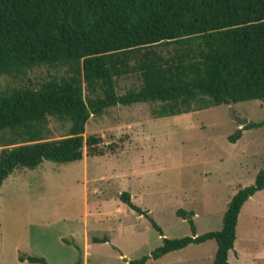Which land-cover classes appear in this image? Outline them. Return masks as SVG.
Returning <instances> with one entry per match:
<instances>
[{"label":"trees","instance_id":"obj_1","mask_svg":"<svg viewBox=\"0 0 264 264\" xmlns=\"http://www.w3.org/2000/svg\"><path fill=\"white\" fill-rule=\"evenodd\" d=\"M38 67L64 68L66 76L0 92V186L17 168L74 163L83 153L102 156L98 138L82 137L84 126L89 116L115 106L147 104L150 118L160 119L240 102L264 104V0H0V76L19 78ZM128 76L138 87L117 94L116 81ZM48 119L67 124L64 138L49 139ZM263 126L264 119L246 123L227 141ZM263 188L264 165L229 199L218 231L195 236L192 213L177 210L190 236L162 238L149 256L127 264L206 241L216 247L211 264H229L237 215ZM118 201L160 235L127 193ZM18 260L45 264L35 257Z\"/></svg>","mask_w":264,"mask_h":264},{"label":"rangeland","instance_id":"obj_2","mask_svg":"<svg viewBox=\"0 0 264 264\" xmlns=\"http://www.w3.org/2000/svg\"><path fill=\"white\" fill-rule=\"evenodd\" d=\"M65 69L38 67L19 78L0 76V92L35 87L65 77ZM138 81L122 77L115 91L136 89ZM83 95L87 91L83 90ZM264 119L260 101L240 102L160 119L150 118L147 104L115 106L89 116L83 138L99 139L102 156L68 164L42 162L17 168L0 186V264H127L149 256L161 239L190 236L177 210L191 212L195 236L218 231L229 199L250 186L264 165V126L227 137L240 125ZM67 124L48 119L49 139L67 134ZM1 149V147H0ZM125 192L159 227L120 204ZM106 238L105 243L92 239ZM215 243L171 252L145 264H211ZM229 264H264V188L241 207Z\"/></svg>","mask_w":264,"mask_h":264},{"label":"water","instance_id":"obj_3","mask_svg":"<svg viewBox=\"0 0 264 264\" xmlns=\"http://www.w3.org/2000/svg\"><path fill=\"white\" fill-rule=\"evenodd\" d=\"M231 116H232V119L240 125V128H242L246 124L245 121H242L239 118L235 117L232 111H231Z\"/></svg>","mask_w":264,"mask_h":264}]
</instances>
